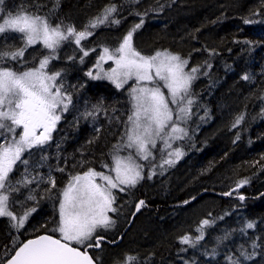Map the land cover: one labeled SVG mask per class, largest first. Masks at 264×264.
I'll list each match as a JSON object with an SVG mask.
<instances>
[{"label": "trees", "instance_id": "1", "mask_svg": "<svg viewBox=\"0 0 264 264\" xmlns=\"http://www.w3.org/2000/svg\"><path fill=\"white\" fill-rule=\"evenodd\" d=\"M110 3L117 4L119 12L114 18L121 23L92 30L99 38L114 33L120 37L142 18L144 23L134 34L137 49L177 53L198 71L180 105L189 108V115L181 114L185 123L176 121L189 130L176 147L184 155L170 169L168 165L161 168L164 156L157 144L156 157L142 163L144 178L126 190L124 198L116 197L120 208L116 230L103 236L116 240V234L129 223L135 202L143 200L144 206L120 244L102 243L99 251L89 250V254L97 264H124L126 255L137 257L134 264H230L229 257L240 264H264V0H4L0 15L28 7L51 24L63 22L84 30ZM245 19L253 23L245 24ZM17 38L9 42L22 47ZM50 54L44 48L23 65L4 60L0 67L25 71ZM73 83L67 93L71 103L52 136L57 145H48L47 159L38 170L51 172L56 188L46 182L21 188L34 190L32 201L39 211L23 229L0 218V264L29 238L40 234L59 238L53 230L59 223L60 190L71 176L89 168L109 169L111 156L125 137L129 99L84 72ZM172 109L175 119L178 107ZM241 115L243 120L233 127ZM153 166L164 174L155 177ZM242 180L247 183L238 188ZM122 216L126 217L124 224H120ZM203 220L211 222L203 228V239L194 246L182 244L183 236L195 240L200 235L197 229ZM249 222L255 227L246 228ZM28 226L29 232L23 231ZM242 251L251 259H245Z\"/></svg>", "mask_w": 264, "mask_h": 264}, {"label": "snow or ice", "instance_id": "2", "mask_svg": "<svg viewBox=\"0 0 264 264\" xmlns=\"http://www.w3.org/2000/svg\"><path fill=\"white\" fill-rule=\"evenodd\" d=\"M132 2L135 3L137 0ZM3 3L4 0H0V5ZM118 12L117 4L110 3L99 16L92 18L82 31H78L71 24L65 26L63 22L53 26L47 17L23 9L15 14L0 15V34L19 33L24 40V46L14 51L0 50V62L5 59L12 61L22 59L27 48L38 43L52 53H55L62 42L70 39H74L76 45L80 46L81 41L92 36V30L99 26L119 25L120 19L114 18V14ZM137 15L141 14L137 13ZM143 23L141 18L140 22L122 37L118 47H104L95 65L98 69L97 73L93 75L90 70L87 75L92 79L107 78L117 89L122 88L128 80L135 79L136 84L131 88L133 111L128 117L126 140L122 146L126 149H134L135 157L148 160L152 155L149 146L156 148L157 140H162L165 148L170 149L171 141L183 139L187 135L176 121L189 115V108L180 105L184 103L191 82L195 79L193 74L198 68H192L191 73H185L184 67L188 61L167 50L156 51L154 55L142 54L134 45V34ZM244 23L251 24L253 21L245 19ZM81 51L84 56L89 54L83 47ZM50 59H55V56H45L40 60L38 67L22 73L10 67H0V139L3 141L0 142V217H10L16 222L13 226L17 228H22L27 217L36 209L31 208L23 216L17 217L10 211V194L20 192L21 188H27L34 182H42L43 177L39 180L37 177L30 179L26 167L22 177L12 184L10 174L13 173L17 162L28 165V160L22 159L25 152L31 154L30 150L42 148L52 140V133L61 119L58 110L67 111L71 103V97L62 91V86L56 84L60 73L48 74L45 71ZM106 60L113 61L115 67L107 71L103 70L101 62ZM243 79H248V76H244ZM157 81L164 82L163 87L168 89L171 103L178 107L175 119L173 109L169 107V101L161 88L149 86V84L155 85ZM191 103L192 101L188 99L187 105ZM242 120L243 116H238L233 127L239 125ZM18 129L21 131L17 132ZM119 150L117 147V154L112 158L113 165L109 169L110 173H115V176L89 168L83 174L71 176L68 184L60 190L59 223L53 230L60 233V238L40 235L30 239L15 250V255L7 261V264H94L93 257L88 254L86 248L82 251L73 244L84 245L86 241L95 239L94 245L89 243L86 247L100 248L104 238L97 234L98 229L106 230L113 227L115 220L109 213L118 212L113 189L126 191L134 188L144 178L143 165L136 162L131 152L128 156L122 157L118 154ZM183 155L179 148L169 151L160 167L173 166ZM104 167L109 168V165L105 164ZM57 170L64 171L63 168ZM148 178L151 179V174ZM48 180L51 188H56L55 179L49 175ZM245 183L247 180H242L237 187ZM32 191L34 190H29L30 194L26 200L35 199L31 195ZM240 199L243 200L244 197L241 196ZM20 203L23 205L24 202L20 201ZM142 206H144L143 200L136 204V210L139 211ZM210 223L209 220L201 222L197 229L200 235L195 240L186 235L180 242L194 246L203 239V228ZM254 227V222L246 224L248 229ZM253 247H256L255 243ZM241 255L245 259H251V256L243 251ZM228 259L230 264H240L239 260H232L231 257ZM136 261V256L126 255L124 264H134Z\"/></svg>", "mask_w": 264, "mask_h": 264}, {"label": "rangeland", "instance_id": "3", "mask_svg": "<svg viewBox=\"0 0 264 264\" xmlns=\"http://www.w3.org/2000/svg\"><path fill=\"white\" fill-rule=\"evenodd\" d=\"M21 9H23V10L29 12V13H33V14H37V15L43 16V15L39 14L37 11L30 10L28 7H26V8H15V9H13L14 12H11V13L15 14L18 11H20ZM127 9H129V11H130L131 8L129 6H127ZM52 25L55 26L54 24H52ZM111 25H113V24H111ZM73 26L78 31H82V29L76 27L75 25H73ZM7 33H11V34H13V36L12 37H10V36L7 37ZM7 33L0 34V50H3V51H14V50H16L18 48H21V47H15L13 45V43L9 42V41H11L12 38H17L14 35L20 36L21 39L20 38H17V39L24 46V40L22 39V37H21V35L19 33H13V32H7ZM125 34H123L120 37H117V34L114 33V34H111V36H109V37H100L99 38L98 33H96V34L93 33L92 36H89L87 39L81 41V45L80 46L76 45V43L74 42V39H70L68 41H64V42L61 43L60 47L55 51V53L47 55V56H55V59H50V62L48 64L47 68L45 69V71L48 74H53V73H56V72L60 73V76L57 78L56 84L58 86H62V91L66 95H68L67 93L70 90V88L71 89L74 88L73 81H74V79L77 80L79 78L80 72H84V73L87 74L91 70L93 72V75H95L97 73V71H98V69L95 68V65L97 63V60H98L99 56L102 54L103 48L104 47H109V48L118 47L120 40L122 39V37ZM7 38H8V41H6ZM81 47H83L84 50L88 51L89 54L87 56H84V53L81 51ZM92 49H95V51H92ZM42 50H44V47H43L42 44L38 43L36 45L30 46L25 51L24 57L22 59H19V60L13 61V62H17L18 64L23 65L24 63L31 61L36 56V54L38 52H41ZM138 50L144 55H154L156 51H163V49H161V50H155L154 52H152V51L150 52V50L147 51L148 48L147 49L144 48V50H143V48H142V50L141 49H138ZM168 52H170V51H168ZM170 53L178 55L177 53H173V52H170ZM43 58H41V59H43ZM81 58H83V62H81ZM181 59L188 61V59L186 57H181ZM5 60H8V59H5ZM21 60H23V62H21ZM40 60L38 61V65L36 67L39 66ZM189 66H190V64H189V61H188V63L184 67L185 73H191V69L192 68H189ZM36 67H34V68H36ZM101 67H102L103 70L107 71V70H110L111 68L115 67V64L111 60H106V61L101 62ZM25 71H27V70H25ZM22 72H24V71H21V72H18V73H22ZM193 75H195V73ZM101 76H103L102 72H101ZM97 80L107 82V83L111 84L115 89H117L116 86L107 78H102V79H97ZM163 83H164L163 81H157L155 85L149 84V86L150 87L159 86L161 88V91L165 94V97L169 101V107L170 108L177 107V105H173L171 103V98L168 95V89L163 87ZM135 84H136V82H135V79L133 78V79L128 80V82L126 84H124V86L122 88L117 89L124 96H126L129 99L130 115H131V113L133 111V104H134V101L132 100L131 88L133 86H135ZM64 112L65 111H59L58 110V114L61 115V119L64 116L63 115ZM181 121L183 123H185V119H181ZM127 122H128V119L126 120V123ZM59 123H60V121L57 123V125ZM178 125L180 127L183 126L181 124H178ZM127 126H128V124H127ZM182 128L186 131L187 134L189 133V130H187L186 127L183 126ZM56 130H57V126H56V129L53 131L52 135L56 132ZM19 131H21V129L17 130V132H19ZM125 140H126V136L122 140V142H121L122 144L119 146L120 150H124V153H120V152L118 153L120 156L126 157L131 152L134 155V158L136 159V162L141 164V165H143L142 163H148V162L152 161L156 157V154L154 153V150L156 148H151V146H149V148H150V150L152 152V155L149 157L148 160H141V159H139V157H135V150L134 149L130 150V149H126V148H124L122 146L123 142ZM181 140L182 139L171 141L172 148H170V149L165 148L164 143H163L162 140H157V144H158L159 149H160V154L164 156V159L167 158V153L169 151H173L174 149H176V147H178L177 143L180 142ZM0 142H3L2 139H0ZM50 143H51V147L57 145V142H56L55 145H53L54 140L52 138V140H50L42 148H36V149L30 150L31 154H29V152H25L23 154L22 159L28 160L29 163L26 166V165H24V164H22L20 162H17V165L14 166L13 173L10 174V178H11L12 184H15L16 181L22 177V175L25 173V168L26 167H27L28 176H29L30 179L32 177H37V180H39L40 177H43V181L39 182V183H43V182L50 183L49 180H48V177H49V175L52 177L51 172H47L46 174H41V173L38 172V170H40V168L44 165V162H43L44 159H42V157H44L45 155H47L49 153L48 150H50V146H48V145ZM161 149H163V151H161ZM114 154H117V148L115 149V152L111 156L110 167L113 165V159L112 158H113ZM179 160H181V158ZM171 167L168 166V169H170ZM109 169H106V171L104 173L105 174H111V175L115 176V173H110ZM143 169H144V165H143ZM160 170L161 169L158 168L157 166H153L152 167V171L155 172V174H156L155 177H158L161 174H164V172H161ZM35 171H37L38 173H36ZM96 171L101 172L99 169H96ZM12 176H14L15 179H13ZM97 181L100 182L99 178H97ZM68 182L69 181H67L65 183L64 187L68 184ZM39 183L34 182V186L37 187ZM113 193H114L115 197H119V198H124L127 195V193L125 194V191L122 192L119 189H113ZM29 194H30L29 189H26L25 191H23L21 189V191L18 192V193H11L10 194V211H12L13 214L16 215L17 217L23 216L25 214V212L30 210L31 208H35L36 209L35 212H31V214L27 217L23 227H25L26 224H27V221L31 220L34 217L33 215L35 213H38V211H39L38 207L34 206L35 205L34 201L26 200V197ZM20 201L24 202L23 205H21ZM27 202H31L28 207L26 206ZM59 202H60V192H59V201H58V206H57L58 218H59ZM135 206H136V204H135ZM115 207L118 210H120L117 200L115 201ZM123 211L124 212H128V209L127 210H123ZM109 215L115 220L114 226L109 228V229H106V230L105 229H98V233H97L98 235L111 234V233H113L116 230V226H117V223H118V219H117L118 212L109 213ZM0 218H6L10 222L12 227H14L13 225L16 223L15 221H12L10 217H7V216L0 217ZM36 218H39V217H36ZM124 218H126V217L122 216V221H121L120 224H122V223L124 224L125 223V219ZM58 222H59V219H58ZM23 227L21 229H23ZM14 228H17V227H14ZM28 229H29V226L27 228H25L23 231L29 232ZM122 231H119L116 235H120ZM57 233L59 234L58 237L60 238V233L59 232H57ZM25 234H27V233H25ZM94 240L95 239H93L92 241H86L84 245H75V244H73V246H76V247H79V248H83V247H86L87 244H89V243L94 245Z\"/></svg>", "mask_w": 264, "mask_h": 264}, {"label": "water", "instance_id": "4", "mask_svg": "<svg viewBox=\"0 0 264 264\" xmlns=\"http://www.w3.org/2000/svg\"><path fill=\"white\" fill-rule=\"evenodd\" d=\"M235 191V189H232L231 190V192H234ZM241 196V195H240ZM135 213V214H134ZM138 213V211L136 210V207H135V210H134V212H133V214L131 215V217H130V219H129V223L127 224V226H126V228L124 229V231L122 232V234L117 238V240L114 242V244H119L120 242H121V240H122V236L124 235V233L130 228V226H131V224H132V221H133V218H134V216L136 215ZM40 235H48V234H40ZM40 235H38V236H40ZM37 237V236H36ZM36 237H33V238H29V239H27V240H25V241H23L20 245H18L17 247H16V249L19 247V246H21L23 243H25V242H27L28 240H30V239H35ZM55 238V237H54ZM15 249V250H16ZM98 249V248H97ZM82 251L83 250H85V248L84 249H81ZM86 250H87V248H86ZM87 252H88V250H87ZM89 254V253H88ZM13 255H15V251H14V253L3 263V264H7V261L13 256ZM90 255V254H89ZM91 256V255H90ZM94 260V259H93ZM94 264H97L95 261H94Z\"/></svg>", "mask_w": 264, "mask_h": 264}, {"label": "flooded vegetation", "instance_id": "5", "mask_svg": "<svg viewBox=\"0 0 264 264\" xmlns=\"http://www.w3.org/2000/svg\"><path fill=\"white\" fill-rule=\"evenodd\" d=\"M53 136V135H52ZM136 204H137V202H135ZM135 207L136 206H134V209H133V211H132V213L130 214V217H131V215L133 214V212H134V210H135ZM124 231V230H123ZM122 231V232H123ZM122 232H121V234H122ZM100 236H102L104 239H103V241H102V243L105 245V246H113L112 244H114V242L116 241L115 239H113V240H109V239H107V238H105L103 235H100ZM119 235H117V237H118ZM117 239V238H116ZM96 243V241L94 240V244ZM120 244V243H119ZM88 248V252L90 253V251H92V252H96V251H99L100 249H101V247L100 248H96V247H87ZM90 250V251H89Z\"/></svg>", "mask_w": 264, "mask_h": 264}, {"label": "bare ground", "instance_id": "6", "mask_svg": "<svg viewBox=\"0 0 264 264\" xmlns=\"http://www.w3.org/2000/svg\"><path fill=\"white\" fill-rule=\"evenodd\" d=\"M59 151H60V150H59ZM57 158H58V157H57ZM53 179H54V178H53ZM50 184H51V183H50ZM46 189H47V188H46ZM130 195H131V194H130ZM146 198H147V197H146ZM130 213H131V212H130ZM128 215H129V214H128ZM125 228H126V227H125ZM125 234H126V233H125ZM125 234H124V235H125ZM120 235H121V234H120ZM120 235H119V236H120ZM119 236H118V237H119ZM35 237H36V236H35ZM115 237L118 238L117 236H115ZM116 240H117V239H116ZM115 258H116V257H115ZM111 261H112V260H111ZM113 261H114V259H113ZM95 262H96V261H95ZM109 262H110V261H109ZM110 263H111V262H110Z\"/></svg>", "mask_w": 264, "mask_h": 264}]
</instances>
